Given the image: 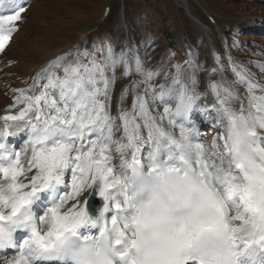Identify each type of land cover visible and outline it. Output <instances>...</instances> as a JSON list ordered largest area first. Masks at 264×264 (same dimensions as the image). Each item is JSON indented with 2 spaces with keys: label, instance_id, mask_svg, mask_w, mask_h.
I'll use <instances>...</instances> for the list:
<instances>
[{
  "label": "snow or ice",
  "instance_id": "6c2138e0",
  "mask_svg": "<svg viewBox=\"0 0 264 264\" xmlns=\"http://www.w3.org/2000/svg\"><path fill=\"white\" fill-rule=\"evenodd\" d=\"M26 10V0H0V53L20 31ZM230 34L227 50L209 52L220 67L210 70L203 92L199 76L208 70L198 54L188 49L183 66L161 60L150 67L154 48L147 33L139 42L129 34L119 51L105 33L83 49L87 63L75 55L77 46L36 74L15 97L24 107L0 117V244L12 232L27 234L22 243L15 235L12 246L0 248L13 250L0 257L3 264H62L52 241L76 230L83 240L94 237L96 219L88 211L94 193L104 202L100 231L111 228L117 246L138 249L142 264H264V86L231 59V49L246 45L238 26ZM225 60L231 80L223 74ZM169 72L171 83H157ZM216 75L220 79L212 81ZM119 80L127 83L113 115ZM209 96L222 131L206 147L193 142L200 128L191 113L206 112L208 105L197 102ZM23 132L25 145L13 151L7 139ZM69 172L70 192L37 216L33 204L42 193L68 188ZM145 190L149 198L137 207Z\"/></svg>",
  "mask_w": 264,
  "mask_h": 264
},
{
  "label": "rangeland",
  "instance_id": "374dc122",
  "mask_svg": "<svg viewBox=\"0 0 264 264\" xmlns=\"http://www.w3.org/2000/svg\"><path fill=\"white\" fill-rule=\"evenodd\" d=\"M182 1L181 5L185 9L174 0H32L18 37L2 57L9 58L13 82L9 83L10 86L0 83V111H14V114H18L19 109L24 107L10 100L11 86L17 83L18 88L13 90L15 97L20 91L29 89L33 83L23 85L19 81L34 66L50 63L62 55H72L71 47L75 42V48L87 47L90 50L93 44L85 45L86 40L95 39V42L103 38L105 33H109L115 40L117 51L121 41L129 34L135 42H139L141 33L149 34L154 48L150 67L161 60L165 65L183 66L187 50L192 49L194 58L198 54L199 63L208 70L200 73L202 85L211 76L210 70L216 66L209 54L211 49L205 35L194 27L189 16L212 31L216 51L220 53L221 41L224 40L226 45L231 44L233 37L230 33L238 26L241 29L238 39L246 47L230 50L237 67H246L252 73L258 71L257 64L260 67L264 65V53H260V49H264V21H256L257 17L264 18V0ZM106 6L110 8V15L104 18L102 11ZM210 17L214 23L208 20ZM227 40L231 42L227 43ZM175 55H179V59ZM230 66L225 60L223 74L229 80L234 78ZM171 75L169 72V78ZM211 79L217 81L220 76H212ZM126 83V80H119L114 87V115L120 91ZM157 83H171V78L165 81L161 75ZM240 91L244 92V88L241 87ZM9 92L11 94L7 95ZM126 106L130 108L131 97L127 99ZM24 162L22 159V164Z\"/></svg>",
  "mask_w": 264,
  "mask_h": 264
},
{
  "label": "clouds",
  "instance_id": "9594fccd",
  "mask_svg": "<svg viewBox=\"0 0 264 264\" xmlns=\"http://www.w3.org/2000/svg\"><path fill=\"white\" fill-rule=\"evenodd\" d=\"M144 181L148 184L152 180L148 173H143ZM149 198V192L145 190L138 195L134 203L139 207ZM135 209H132L129 215H134ZM99 214L94 216L96 219V230L93 238L83 240L79 230L66 233L63 237L52 241L51 251L60 249L62 251V264H142V253L126 244L117 246L114 243L115 236L111 228L104 227L102 219L98 218ZM15 232H12L7 240L0 244V248L12 246L15 242ZM123 251V255H121Z\"/></svg>",
  "mask_w": 264,
  "mask_h": 264
},
{
  "label": "bare ground",
  "instance_id": "6f19581e",
  "mask_svg": "<svg viewBox=\"0 0 264 264\" xmlns=\"http://www.w3.org/2000/svg\"><path fill=\"white\" fill-rule=\"evenodd\" d=\"M175 2H176V4L177 5H179L180 7H183L184 9L186 8L184 5H181V1L182 0H174ZM174 2V3H175ZM183 2V1H182ZM189 19L191 20V22L193 23V25H194V27L197 29V30H199V31H201L204 35H205V39H206V41H207V43L212 47L213 45H214V42H215V38L213 37V35H212V31L209 29V28H207L206 26H204V25H202L201 23H198L196 20H195V18H193V17H191V16H189ZM18 36H15V39L17 38ZM210 48V47H209ZM212 101V100H211ZM211 101H210V103H209V105H211ZM236 107H237V109L239 108V105L237 104L236 105ZM20 110V109H19ZM14 112V111H13ZM16 113V112H15ZM2 114H4V113H2ZM164 125H165V127H167V122L166 121H164ZM178 135V134H177ZM119 138V137H118ZM144 153H146L147 152V146H145V148H144ZM113 163L115 164V165H117L118 166V163H119V159H118V157L116 156V155H114V157H113ZM26 165H27V163H26Z\"/></svg>",
  "mask_w": 264,
  "mask_h": 264
}]
</instances>
